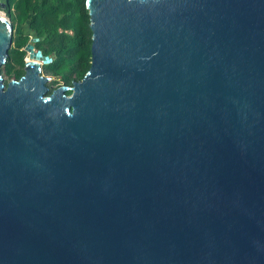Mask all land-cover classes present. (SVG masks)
Returning a JSON list of instances; mask_svg holds the SVG:
<instances>
[{
    "label": "water",
    "instance_id": "water-1",
    "mask_svg": "<svg viewBox=\"0 0 264 264\" xmlns=\"http://www.w3.org/2000/svg\"><path fill=\"white\" fill-rule=\"evenodd\" d=\"M86 5L52 91L0 13V264H264V0Z\"/></svg>",
    "mask_w": 264,
    "mask_h": 264
},
{
    "label": "trees",
    "instance_id": "trees-1",
    "mask_svg": "<svg viewBox=\"0 0 264 264\" xmlns=\"http://www.w3.org/2000/svg\"><path fill=\"white\" fill-rule=\"evenodd\" d=\"M14 1L17 2V14L10 12L13 21L30 19V27L34 30L52 33L47 49L56 58L48 64L47 71L53 75H63L66 80L71 76L73 80L80 79L91 63L92 41L90 21L88 15L84 14V6L80 8L82 15L76 16L83 0H6L7 9ZM57 27L72 33L58 35L54 32ZM27 39H19L18 48L9 52V55L16 53L14 59L19 63L24 61L26 51L22 47L27 44ZM6 63L9 68L10 60Z\"/></svg>",
    "mask_w": 264,
    "mask_h": 264
},
{
    "label": "rangeland",
    "instance_id": "rangeland-1",
    "mask_svg": "<svg viewBox=\"0 0 264 264\" xmlns=\"http://www.w3.org/2000/svg\"><path fill=\"white\" fill-rule=\"evenodd\" d=\"M2 2H6V0H0V11L6 17L11 18L12 20L10 12L17 14V8H16L17 2L14 1L10 9H7L6 7L7 5L2 6L1 5ZM83 6L85 7L84 14L86 16L88 15V20L90 21V16H89V11L86 5V0L82 1V4L79 6V10L77 11L76 16L79 17L80 15H82L80 8ZM12 24H13V41L9 49V52L13 48H18L19 39L27 37L28 42L25 46L22 47V49L26 51L24 55L23 63H19L14 59V56L16 55V53L14 52L10 54L9 57L7 58V60H10L9 68H8V65H6L7 63L2 65L1 71L4 76L5 82L7 83L9 80L13 78L21 77L25 73V64L29 60H38L42 65V74L50 77V80L47 82V85L49 86L50 91H52L53 89L57 87L65 85V84H72L73 78H74L73 76H71L68 80H66L63 77V75H53L47 71L48 64L53 61V58L51 57H54V58L56 57L55 54L48 53V49H47L48 43L50 39L53 37L52 33L50 35L49 33H46L43 31L38 32L37 30H34L33 28L30 27V19L22 21V22L18 20H15V21L12 20ZM54 32L58 33V35H61V34L69 35L72 33L70 30H65L62 27H57L56 29H54ZM53 40H55V38H53ZM31 42H33L32 46L34 49L27 48V45L30 44ZM37 47H39L40 50H38ZM35 51H38L41 57L34 56L32 53H35ZM44 56L48 58L44 60L42 58Z\"/></svg>",
    "mask_w": 264,
    "mask_h": 264
},
{
    "label": "flooded vegetation",
    "instance_id": "flooded-vegetation-1",
    "mask_svg": "<svg viewBox=\"0 0 264 264\" xmlns=\"http://www.w3.org/2000/svg\"><path fill=\"white\" fill-rule=\"evenodd\" d=\"M37 49H38V50H40V48H39V47H37ZM55 58H56V57H55ZM55 58H53V60H54Z\"/></svg>",
    "mask_w": 264,
    "mask_h": 264
},
{
    "label": "bare ground",
    "instance_id": "bare-ground-1",
    "mask_svg": "<svg viewBox=\"0 0 264 264\" xmlns=\"http://www.w3.org/2000/svg\"><path fill=\"white\" fill-rule=\"evenodd\" d=\"M0 13H2L1 11H0ZM3 14V13H2ZM29 61H32V60H29Z\"/></svg>",
    "mask_w": 264,
    "mask_h": 264
}]
</instances>
